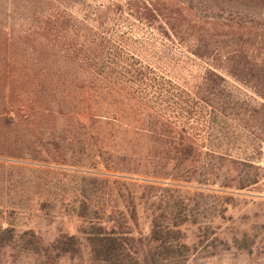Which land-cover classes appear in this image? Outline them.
I'll return each instance as SVG.
<instances>
[{
	"label": "trees",
	"instance_id": "16d2710c",
	"mask_svg": "<svg viewBox=\"0 0 264 264\" xmlns=\"http://www.w3.org/2000/svg\"><path fill=\"white\" fill-rule=\"evenodd\" d=\"M17 1L9 0V29L0 22V264L9 252L81 258L76 235L45 243L21 230L17 220L34 207L78 220L90 260L144 262L146 248L168 249L190 222L183 188L258 183L264 0ZM153 30L161 36H143ZM88 99L132 108L134 126L118 112L91 113ZM102 126L135 141L114 153L99 139ZM30 130L60 170L69 145L71 166L90 174L60 172L55 184V168L14 164L47 162L27 142Z\"/></svg>",
	"mask_w": 264,
	"mask_h": 264
},
{
	"label": "rangeland",
	"instance_id": "374dc122",
	"mask_svg": "<svg viewBox=\"0 0 264 264\" xmlns=\"http://www.w3.org/2000/svg\"><path fill=\"white\" fill-rule=\"evenodd\" d=\"M23 2L24 0L17 1L20 6ZM10 9L9 0H0V22H2L4 30L9 29L8 15L11 12ZM149 32L151 33L147 31L143 36H161L155 30ZM27 90L30 91L29 88ZM89 99L92 100L90 97ZM89 99L87 102L90 106H94L91 113L98 112L110 118L114 112H118V115L128 124L133 123L134 110L132 108L119 103L109 104L108 99L106 103L99 101L91 103ZM29 101H31V97H29ZM86 104L82 105L79 110L82 107H88ZM52 106L54 112L55 103ZM64 122L60 118L58 124ZM98 136L103 144H109L114 153H118L125 146V141H135L131 133L124 135L123 130L113 126H102L101 130L98 131ZM29 140L37 142L33 146L41 152L42 160L47 162L26 160V162H20L21 164L19 162H14V164L27 166L31 169L53 170L51 168H55V184L60 179V172L71 175L75 173L78 175L90 174L91 171L86 169L89 165H84L86 168L71 166L76 159H71V152L74 150L69 145H67V148H70L67 151V165L64 166L65 169L60 170L56 164L52 163L51 157L41 151L45 148V140V142L38 144L40 141L33 136L31 130L27 132V142ZM74 154L76 155V152ZM84 160L82 162H86ZM257 165L261 168L258 183L244 190H228L226 192V189H221L218 185L212 187L186 186L183 188L184 194L182 196L186 197L185 203L187 204L185 212L188 214L190 222L181 226V233L173 245L162 250L157 247L151 250L146 248L148 257L144 262L141 259L137 260L131 257L118 264H264V148ZM98 170L104 172L101 167ZM142 182L139 180L138 184ZM28 196L37 198L34 193H29ZM227 196L231 199L224 198ZM143 206H148V204L138 208V222L141 232L146 236L148 234V211L145 212ZM17 222L21 230L33 229L40 234L45 243H50L60 233L78 236L81 243V258L57 257L55 251V262H50L38 258L36 255L15 259L13 255L16 253L9 252L5 258V264H109L90 260L89 249L84 239L77 233L79 221L75 218L57 217L56 214L54 217L53 211L40 212L37 207H34L33 211L27 213L25 217L19 218ZM135 244L136 242L131 247L134 248Z\"/></svg>",
	"mask_w": 264,
	"mask_h": 264
}]
</instances>
